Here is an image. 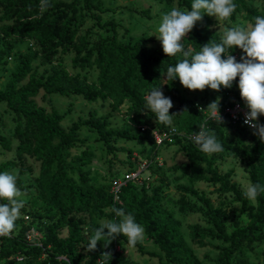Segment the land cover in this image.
I'll return each instance as SVG.
<instances>
[{"label": "trees", "instance_id": "16d2710c", "mask_svg": "<svg viewBox=\"0 0 264 264\" xmlns=\"http://www.w3.org/2000/svg\"><path fill=\"white\" fill-rule=\"evenodd\" d=\"M162 1L166 4L177 1L180 9L191 10L192 0ZM251 1H260L262 9L252 8L247 0H234L236 10L230 21L233 22L241 12L251 23H254L255 17L264 16V0ZM83 3V9L91 14L93 24L81 34L78 0L50 4L44 11L41 10V0H0L1 57L10 58L16 45L31 42L35 46L34 51L19 58L13 74L0 91V104L6 107L14 120L11 138L4 139L0 135L2 148L14 150L13 159L0 164V172L18 170L17 186L22 191L32 189V185L26 186L21 180L26 175L21 161L33 159L39 164L38 196L44 201L41 210L30 212L25 207L21 209V216L30 219V223L21 227L14 244L10 245L2 239L0 264H17L16 256L22 257L21 264H132L130 260L118 258L114 248L102 247L101 242H98L96 250L85 251L90 236L99 225L93 222L87 224L81 216L100 208H111L112 219H116L112 208H122L126 213L133 214L136 222L145 229L146 237L158 245L159 253L145 251L140 243L134 248L141 255L156 260L157 264H203L184 240L180 222L162 205V186L153 188L148 194L130 181L121 188L115 201L106 186L93 183L86 169L94 160V151L87 147V139L80 137L82 131L94 134V141L101 144L114 159H117V153L124 152L117 147L119 141L140 145L146 141L156 146L151 134L146 130L139 134L125 133L113 128L108 117L98 118L95 115L87 119L79 118L66 129L62 122L70 110L63 114L56 109L48 112L35 102L41 93L42 97L74 96L86 101H109L115 111L125 107L126 115L133 121L162 131L168 126L157 121L145 102L150 90L158 86L173 103L169 114H177L173 118L174 132L170 134L169 141L187 160L178 169L191 172L188 177L191 184L206 182L218 186L219 194H232L240 204V213L247 219L242 230L227 234L223 226L224 216L213 208L209 200L192 186L179 185L177 190L182 194L178 201L179 211L183 214L197 211L184 198V195H190L206 209L207 222L212 225V228L189 226L192 241L200 249L214 248L217 251L213 264H250L246 250L251 251L254 245L264 243V193L257 197L254 206L250 205L238 184L232 181V173H220L216 166L217 158L200 151L191 139L193 133L199 130V125L207 120V127L215 131L225 149L218 153L219 156L242 158L249 182L264 185V141L254 132L230 124L224 114L234 100L246 106L235 89L239 77L233 81L231 88L222 87L218 92L223 105V109L219 110L223 123L219 125L209 118L206 111L199 110L203 108L182 97L178 78L165 80L167 68L175 66L182 58L179 54L173 57L164 53L151 54L145 48V37L120 43L117 39L120 24L113 19L102 21L100 17L113 9L102 8L98 0H83ZM135 12L143 16L148 15L149 10ZM212 26L213 16L203 14L202 20L186 36L187 47L199 51L206 43H220L221 36ZM94 28L110 30L111 35L92 40ZM237 49L241 50L233 47L229 51L232 53ZM66 55L73 56L71 64L77 72L71 74L62 65V57ZM39 59L48 63L53 60L58 65L52 66L49 73L40 74L34 67ZM91 72L95 79L89 81L87 74ZM185 109L188 113L184 112ZM258 123L264 125V115L258 117ZM229 131L233 132V142L227 140ZM169 141L163 140L162 143L169 144ZM0 203L6 201L0 200ZM38 223L42 226L44 238L39 244L32 245L27 242L26 233L30 228L36 229ZM63 230L67 231V238L60 237ZM206 239L222 245L214 246L205 242ZM112 243L114 247H132L124 236L113 239ZM105 251L111 253L110 258L101 257ZM206 260L211 261L209 257Z\"/></svg>", "mask_w": 264, "mask_h": 264}, {"label": "rangeland", "instance_id": "374dc122", "mask_svg": "<svg viewBox=\"0 0 264 264\" xmlns=\"http://www.w3.org/2000/svg\"><path fill=\"white\" fill-rule=\"evenodd\" d=\"M73 0H50V4L57 2L69 3ZM102 4V8H110L113 11H109L100 15L102 21L113 19L116 23L120 24L117 28V39L120 43H129L138 40L141 37L147 39L146 49L151 54H162L161 42L156 38L157 27L160 23L162 14L170 11L173 7H178L177 1L166 4L162 0H98ZM95 3V2H94ZM247 3L252 8H257L259 11L262 9V3L260 1L247 0ZM83 0H78L77 12L81 22L80 32L84 33L86 28H89L93 24L91 14L83 9ZM149 10L148 15H139L135 11ZM93 14L97 12L93 11ZM246 18L245 13L241 12L236 15L235 20L221 21L213 16V30L218 32L222 38L223 32L226 28L241 25L245 26L250 24ZM93 39L106 37L111 35L110 30L102 31L97 28L93 29ZM187 39L185 38L184 44ZM0 45V51H1ZM35 46L31 42H26L14 47V51L10 58L1 57L0 55V91L4 89L5 84L13 74L19 58L25 55L29 51H34ZM237 56V62H240L241 56L244 53L241 50L230 52ZM234 56V57H235ZM72 55H66L62 57V65L71 74L77 72L72 68L71 59ZM58 62H47L43 59H39L34 63V67L38 73H49L52 66H57ZM238 77V76H237ZM89 81L94 80V74H87ZM233 84V82H232ZM178 88L183 98L188 99L203 109L207 108V105L214 101L217 97H220L219 110L223 109L222 97L217 91L205 88L200 90H188L184 88L178 81ZM239 92L238 86L235 88ZM36 104L39 107H44L45 110L50 112L52 109H56L60 113H65L67 110L70 112L66 115L62 122L64 128H68L71 123L75 122L79 118L87 119L91 115H95L98 118L108 117L109 122L113 128L119 129L125 133L139 134L146 130L152 135L153 141L156 146L148 144L143 141V144H137L135 142L119 141L117 147L124 152L117 153V159L109 156L104 147L96 143L95 135L90 134L87 131L80 133L81 138L87 139V147L94 151V160L86 169L90 173L91 180L95 185H104L109 192L111 183L113 180L126 181L124 178L127 174L136 175L133 181L140 190H145L148 194H151L153 188L162 186L160 193L162 205L170 211L174 218L180 222V229L183 234L184 240L188 247L194 252L196 257L203 264H213V260L217 257V251L214 248L200 249L199 246L192 241L190 237L189 226L198 225L200 227L212 228V225L207 222L206 209L197 202L190 195H184L188 204H193L197 211L188 212L183 214L179 211L178 201L182 197V194L177 190V186L186 185L192 186L196 191L205 196L216 209L220 215L224 216V230L227 234L233 231L242 230L246 224V217L240 213V204L236 201L232 194H219L217 192L218 186L206 182H199L191 184L188 181L190 171L184 172L183 169H178L187 163L185 156L179 152L178 147L172 145V141H169V136L174 132L173 126L166 127L165 130H154L151 126H146L143 123L135 122L126 115V108H122L121 111H115L109 101H101L99 99L94 101H86L81 97H69L64 98L57 95L48 97H42V93L36 98ZM207 112V111H206ZM208 113V112H207ZM209 114V113H208ZM14 128V120L12 115L8 112L3 104H0V135L4 139L11 138V134ZM228 142H233V132L229 131L227 134ZM163 140H168L169 144H163ZM15 143H13V146ZM14 150H4L0 144V164L13 159ZM209 156H215L217 158L216 166L220 173L230 171L232 173V181L237 183L240 190L244 192L246 185L249 183L248 176L246 174L245 160L239 157L230 156L228 158H222L219 154H212ZM151 163L148 167L143 168V164ZM21 164L26 168V175L21 178L26 186L32 185V189H27L24 199V207L34 212L44 208V201L38 196V183L37 176L39 171V164L33 159H25L21 161ZM17 175L18 170L10 172ZM250 205L254 206L255 203L249 201ZM93 212H88L81 217L90 224L91 222L100 224L105 220H113L111 217V208H100L98 210L93 209ZM116 219H118L115 216ZM30 223V219L27 217H20L16 221V228L10 236H0V246L2 239H5L10 245L14 244L17 235L22 226H27ZM36 229L30 228L26 233L27 242L32 245H37L44 238V232L40 223L36 224ZM61 238H67L68 233L63 230L60 233ZM205 242H210L214 246H221L222 244L206 239ZM145 251H151L159 253L158 245L145 238L142 242H139ZM102 247L104 242L101 241ZM81 245L80 247H82ZM108 249H113L115 254L120 259H127L132 264H157L156 260H152L148 256L141 255L134 247H114L112 241L108 244ZM246 258L250 264H264V243L254 245L251 251L246 250ZM206 257H209L211 261H207ZM234 258L233 260H235ZM15 261L17 264H21L23 259L21 256H16Z\"/></svg>", "mask_w": 264, "mask_h": 264}, {"label": "clouds", "instance_id": "9594fccd", "mask_svg": "<svg viewBox=\"0 0 264 264\" xmlns=\"http://www.w3.org/2000/svg\"><path fill=\"white\" fill-rule=\"evenodd\" d=\"M50 7V0H41V10ZM236 10L234 0H192L191 10L173 7L162 14L155 36L161 42L163 53L168 57H182L175 66L166 70L167 81L179 79L180 84L192 91H203L206 87L219 92L221 88H231L232 82L239 77L238 88L241 99L248 111L244 123L255 130L254 134L264 141V125L258 123V117L264 115V16L254 18V23L245 26L235 25L224 30L220 43H206L199 51L186 47L183 43L195 24L202 20V15L214 16L221 21H229ZM233 47L244 53L237 62L230 54ZM225 54L227 58H222ZM146 107L155 114L158 122L173 126L177 114H169L173 103L164 96L160 86L153 87L145 98ZM220 97L207 105L209 118L219 125L223 118L219 111ZM199 107V106H197ZM184 112H187L185 109ZM188 113V112H187ZM205 120L199 130L191 136L200 151L207 155L225 151L217 139L214 130L207 127ZM264 193V185L249 182L243 192L246 199L257 202V197ZM26 192L17 186V175L7 171L0 172V236H10L16 228V221L21 217ZM118 219L105 220L94 229L87 243L86 252L96 250L98 242L104 247L119 236L127 238L129 246H136L145 238V229L136 222L135 216L122 208H112ZM107 230V231H105ZM101 257L110 258V252H103Z\"/></svg>", "mask_w": 264, "mask_h": 264}, {"label": "built area", "instance_id": "2783aa9c", "mask_svg": "<svg viewBox=\"0 0 264 264\" xmlns=\"http://www.w3.org/2000/svg\"><path fill=\"white\" fill-rule=\"evenodd\" d=\"M235 56V54H231ZM224 58H227L224 54ZM237 58V56H235ZM201 108V107H200ZM248 111L247 107L243 104L237 102L236 100L233 101V105L226 109L224 114L226 115V119L228 122L232 125H240L244 127L249 132H255L253 128H251L249 125H246L244 123L245 119V113ZM151 164V163H150ZM149 163L145 162L142 166L143 168H146L150 165ZM124 178H126V181L121 182V180H113L111 183V187L109 190L110 195L113 196L114 200L116 201L118 199V193L120 192L121 188L130 181H134L136 178V175H126Z\"/></svg>", "mask_w": 264, "mask_h": 264}]
</instances>
